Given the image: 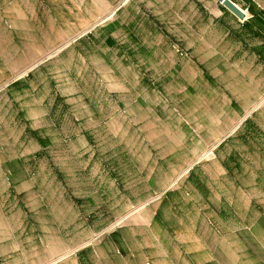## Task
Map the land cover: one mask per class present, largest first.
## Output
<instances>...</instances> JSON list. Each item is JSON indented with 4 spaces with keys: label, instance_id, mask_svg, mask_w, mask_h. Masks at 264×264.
<instances>
[{
    "label": "crops",
    "instance_id": "crops-1",
    "mask_svg": "<svg viewBox=\"0 0 264 264\" xmlns=\"http://www.w3.org/2000/svg\"><path fill=\"white\" fill-rule=\"evenodd\" d=\"M231 2L242 18L219 0H0V201L40 196L48 208L34 207L26 243L0 215V264L259 260L264 0ZM99 16L111 17L100 25ZM145 72L160 78L158 94ZM118 119L128 121L132 142L92 162L93 191L71 192L104 219L89 221L84 205L51 225L49 216L64 209L50 200L67 201L57 197L67 192L53 191L66 183L53 171L66 165L55 161L59 147L89 130H115ZM40 165L48 168V190L27 191L28 183L36 190L29 168ZM134 203L140 221L113 228Z\"/></svg>",
    "mask_w": 264,
    "mask_h": 264
},
{
    "label": "rangeland",
    "instance_id": "rangeland-1",
    "mask_svg": "<svg viewBox=\"0 0 264 264\" xmlns=\"http://www.w3.org/2000/svg\"><path fill=\"white\" fill-rule=\"evenodd\" d=\"M224 1L225 0H219V5L227 8L231 13L236 15L238 18H242V17H239L237 14H235V12L232 11L230 8L226 7L224 5ZM239 10L243 14V10L240 8H239ZM110 17L111 16H108V17L99 16V17H97V21H99L100 25H103L106 21L109 20ZM171 47L173 48L174 51H176L179 55H181V57H188L187 51L184 50L178 43H175V44L172 43ZM141 76H142L143 80L144 79L147 80L148 84H150V86L153 88L155 93L158 94L159 90L161 89L160 87H158V80H160V78H158V76H155L154 74L152 75V74L147 73V72L141 73ZM154 114L155 113H150L149 115L152 116ZM116 122L118 123V126L115 130H113V129L89 130L90 133H86L82 137L70 136L69 138L71 141L67 145L68 147L64 146V145L59 147V149L62 148L63 151L62 152L58 151L56 153L57 158L55 161L57 163V161H59L61 159L64 160V158H65L66 165L62 166L60 164L61 162H59V163H57V166L53 169V171H54V175H56L58 177H60V176L65 177L66 183L63 184L64 188H61L60 181H58V183H54L53 191H58V193L61 191L67 192V196H65L64 198H62L59 195L57 196L59 199H64L67 201H61V200H57V199L53 200V198L51 200L48 199V200L52 201V203H53L52 208L53 209H56V208H63L64 209V212L61 215H56L55 212H53L52 215L49 216V223L51 225H55V221H56L57 217H61L63 219V221L67 223L69 220L76 217L77 209H80V208L84 209V205H85V208L87 210V211L84 210L85 217L89 221H91L93 219L94 215L92 214L91 211H89V208H88V205L86 204V202L83 200L82 206H79V201L75 198V196H73L71 194V192L77 193L78 191H82L84 193H88V192L93 191L94 183H93L92 178H91V173H92V171H94V165H92V162L100 161L103 159H109L110 151H113L116 149H124V146L126 145V143L132 142L131 137L128 136V134L126 133L127 129H125V127H124V125L128 124V121L125 122L124 120L118 119ZM25 130L30 131L28 127H26ZM17 132H19V130ZM137 135H138V138H141V135H143V134L138 133ZM15 138L20 139V136L16 135ZM21 138H23V137H21ZM79 138H82V140H83L82 145H84V152L81 154L79 152H77V148L80 145ZM118 145H120V147L110 149L111 146H118ZM98 153L102 154V156L100 157L99 155H97ZM66 154H68V157ZM81 155H83L82 159L84 158L83 159V161H84L83 166H80V164H78V162H77V159H81ZM211 157H212V150L204 155L205 159H209ZM82 168L85 169L83 173H86V174L82 175V177L85 179L84 180L85 183H84L83 187H82L81 182L79 180V177H80L79 175L81 174L80 171L82 172ZM47 170H48V168L46 166H43V165L37 166L36 168H33V167L29 168V174L30 175H37L39 177L34 176L35 180L31 179L32 182L35 184L37 191L34 189V187L30 183H28V185L31 188L30 189L28 188L27 191L40 192V191H47L48 190L47 186L49 185V183H48L49 173ZM46 171H47V173H46ZM23 175H25V174H23V173L20 174V178H23ZM4 180H5V184L7 185V187H9V189L12 190V186H13L12 185V180H13L12 175L10 173H8V175L4 177ZM79 200H81V198ZM5 201H6L5 205L3 204V201H0V215L2 218L5 217L4 218L5 223H7V221L11 220V223H12L11 226H15L18 228L16 233L19 234L20 240L24 241L23 243H26L27 241H25V240L32 239V234L30 233V230H28V227H30V226L33 227V225L36 222L35 217L33 215V210L35 209L34 207H39V208L42 207L44 209V211L47 212L48 208L44 204L45 201H42L40 196L38 199H36L32 196V197L26 198V200H23V198H21V199L15 198V200L14 199H5ZM68 203H70L72 205V207H74V208L67 210L66 205ZM14 208H15V211H14ZM140 211H141L140 209L135 208V203H134V205L128 211L129 213L127 215H125L123 217H117L118 218L117 221L115 223H113L114 224L113 228H115V229L119 228V227L121 228V227H123V225L125 223H134V222L140 221V219H141V216L139 213ZM28 213L31 214L30 218H29ZM263 218H264V215L262 212L261 220ZM29 219H30V221H29ZM94 219H95L94 223H96L99 220H103L104 218L95 216ZM88 220L86 222L90 223ZM260 222H262V221H260ZM78 224H81V221L78 222ZM263 224L264 223H262V226H263ZM85 227H86V229L88 228L87 225H85ZM96 234H101V233H96ZM35 237H36V235L34 234V238ZM98 237L99 236H97L96 238H98ZM255 257L256 256L250 258V260L246 261L245 264H250L251 261H252V264H264V250L261 252V256L256 263H255ZM146 264H151V262H148Z\"/></svg>",
    "mask_w": 264,
    "mask_h": 264
},
{
    "label": "water",
    "instance_id": "water-1",
    "mask_svg": "<svg viewBox=\"0 0 264 264\" xmlns=\"http://www.w3.org/2000/svg\"><path fill=\"white\" fill-rule=\"evenodd\" d=\"M224 5L230 8L232 11H234L235 14H237L239 17H243V14L239 10V8L236 5H234L230 0H225Z\"/></svg>",
    "mask_w": 264,
    "mask_h": 264
}]
</instances>
